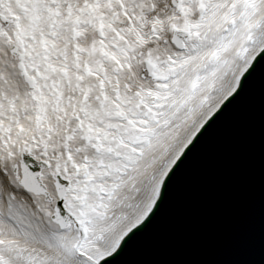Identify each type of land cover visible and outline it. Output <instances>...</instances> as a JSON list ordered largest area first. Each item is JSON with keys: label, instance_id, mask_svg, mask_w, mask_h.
I'll return each mask as SVG.
<instances>
[{"label": "bare ground", "instance_id": "1", "mask_svg": "<svg viewBox=\"0 0 264 264\" xmlns=\"http://www.w3.org/2000/svg\"><path fill=\"white\" fill-rule=\"evenodd\" d=\"M2 12L0 38L22 44L26 63L37 69L28 75L39 94L33 128L44 138L28 136L25 89L0 76V264H72L73 249L98 264L149 212L170 166L264 46V0H0ZM175 30L187 34L181 47L166 42ZM51 80L80 83L64 96L66 123L78 121L59 143L67 149L76 133L90 141L94 152L72 143L82 166L66 153L41 152ZM105 123L121 136L100 130ZM25 152L48 163V196L55 198L54 174L70 180L65 203L80 226L48 228L34 216L52 213L45 195L3 174L4 164L19 163Z\"/></svg>", "mask_w": 264, "mask_h": 264}, {"label": "water", "instance_id": "2", "mask_svg": "<svg viewBox=\"0 0 264 264\" xmlns=\"http://www.w3.org/2000/svg\"><path fill=\"white\" fill-rule=\"evenodd\" d=\"M21 158L20 184L47 196V163ZM54 179L52 219L65 228L70 183ZM101 264H264V50L167 175L148 217Z\"/></svg>", "mask_w": 264, "mask_h": 264}, {"label": "rangeland", "instance_id": "3", "mask_svg": "<svg viewBox=\"0 0 264 264\" xmlns=\"http://www.w3.org/2000/svg\"><path fill=\"white\" fill-rule=\"evenodd\" d=\"M169 1L175 2L176 4L180 3V0H169ZM3 13L4 12H2L0 16H2ZM181 32L183 31L182 30L171 31L170 40L166 39V42L169 43L173 41L174 36ZM263 41H264V37L262 38L261 42ZM0 43H1V48H0V76H1V79L3 83H6V84L16 81V83L20 87H23L25 89L26 96H27L26 99L28 102L27 104L28 116L30 118L29 120L31 121V127H30V132L28 136L30 138H33L34 141L36 142L42 141V138H44V134L42 133L36 134V131H34V128H33L34 120L37 116L36 107L38 106V104H36V101H38L39 94L35 93L34 89H31L30 81L32 84H34V81L28 78L29 73L35 72V70L37 72V69L33 68V66H31L30 63H26L25 58H24L25 51L23 50L22 44L15 43V41H13L9 37L0 38ZM138 64L140 65L141 68H144L147 65L148 70L150 69V67L152 70V65L150 66L143 62L138 63ZM51 82H53V84H55L56 86H54L52 89V93H53L52 100L54 102L51 104L49 109H46V111L48 112L46 113V122L50 128V131L48 132V137L45 139L46 141V143L44 144L45 150L41 152L46 153L47 155H49V157H56V158H61L66 153L70 155L69 161L72 165L82 166V164L85 162L80 160L78 157L74 156L73 153H71L72 143H79L81 145V148L94 152L95 148L94 147L92 148L89 146L90 141L79 140L78 135L76 133L72 136L71 139L68 140L67 149L65 150L61 149L60 143H59L61 135L64 132L68 131V129H70L72 125L78 121L76 120V122L74 121L71 123H66V118L64 115V107L66 105L64 96L68 95V98H69V95L72 94L73 92L72 90L73 85H77L78 82L74 81V84L73 83L67 84L65 82L64 85L58 84L59 86H57V83L54 82L53 80H51ZM6 92L8 93V95L13 97V101L15 103L18 102V99H17L18 97L16 96V94L14 95L9 89H7ZM108 118H109L108 122L111 123L114 121V119L111 120L110 117ZM44 120L45 118L43 119V121ZM107 125L108 124L105 123L101 125L100 127L103 131L113 134L114 130L106 128ZM111 149H115V148H111ZM4 165L6 167L3 169V174L8 175V176L11 175L14 180L15 175L13 173V170L15 168V165H19V164L14 163L12 166H8L7 164H4ZM60 166L61 165H57V168ZM165 168L166 167L163 168L162 172L165 171ZM51 170H53V168L49 167V171ZM45 201H46V206L48 207L47 209L51 208L52 213H53V207L55 204L54 197L49 196L45 198ZM34 216L40 219L48 228H51L52 224L55 225L53 221L51 220V214L49 211H42V212L36 211ZM74 224H79V223L76 220ZM76 232H77L76 228H73V231L68 233L69 237L75 240L78 236ZM72 252H73L72 260H71L72 264H89L87 261H85V259L76 257V253L74 249L72 250ZM18 264H26V263L21 261ZM48 264H51V263L49 262Z\"/></svg>", "mask_w": 264, "mask_h": 264}]
</instances>
